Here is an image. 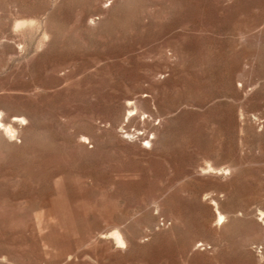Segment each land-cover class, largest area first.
<instances>
[{
    "label": "rangeland",
    "instance_id": "374dc122",
    "mask_svg": "<svg viewBox=\"0 0 264 264\" xmlns=\"http://www.w3.org/2000/svg\"><path fill=\"white\" fill-rule=\"evenodd\" d=\"M1 118L0 264H264V0H0Z\"/></svg>",
    "mask_w": 264,
    "mask_h": 264
},
{
    "label": "bare ground",
    "instance_id": "6f19581e",
    "mask_svg": "<svg viewBox=\"0 0 264 264\" xmlns=\"http://www.w3.org/2000/svg\"><path fill=\"white\" fill-rule=\"evenodd\" d=\"M132 102V101H131ZM127 103H129L128 105H130V102H127ZM133 104H134V102H133ZM132 103H131V105L132 106H137V102L135 103V105H133ZM141 104V103H140ZM139 104V105H140ZM130 106H128L127 108H129ZM138 107V106H137ZM142 109V108H141ZM138 111H140L138 108H133V109H129L128 110V114H127V118L128 119H131V118H133L135 115H137L138 114ZM143 112V111H142ZM141 112V113H142ZM144 113V112H143ZM143 115V114H142ZM146 115V114H145ZM144 115V116H145ZM139 116V115H138ZM147 117V116H146ZM20 118V117H19ZM25 118V117H24ZM23 117H22V121H25V119H24ZM143 118V117H142ZM127 120V119H126ZM143 120V119H142ZM16 121V120H15ZM15 121H14V123H15ZM17 122V121H16ZM7 123V122H6ZM19 123V122H18ZM18 123H16V125L18 124ZM21 123V122H20ZM19 123V124H20ZM24 125V124H23ZM18 126V125H17ZM0 127H2L3 129H2V132L3 133H1V130H0V133L2 134V137H3V139L4 138H6L7 137V140H9V139H11V138H13L14 136H16L15 134H16V132H19V131H17L16 129H15V127L13 126V124L12 125H10V124H5V123H3V120H2V118L0 119ZM18 128V127H17ZM137 132V131H136ZM138 134H139V132H137ZM136 133V134H137ZM127 134H129L130 135V133H127ZM141 134V133H140ZM6 137H5V136ZM130 136H132V135H130ZM1 137V136H0ZM17 137V136H16ZM9 138V139H8ZM88 138V137H87ZM133 138H134V136H133ZM2 139V138H1ZM89 139V138H88ZM151 141H149L148 142V144L150 143ZM91 144V143H90ZM151 145V144H150ZM211 166V165H210ZM209 166V167H210ZM214 168V167H213ZM211 170V169H210ZM215 170H216V168H215ZM217 171V170H216ZM227 171V170H226ZM214 205H215V207H216V211H217V214H218V220H219V222H222V221H227V220H225L226 219V215H224V214H222L220 211H219V209H218V204L216 203V202H214ZM220 224V223H219ZM224 224V223H223ZM118 230V229H117ZM115 238H116V240L117 241H119V242H122L123 241V238L121 237V235H119L118 233H116L115 234ZM114 238V239H115ZM125 238V237H124ZM124 242H125V239H124ZM117 243V242H116ZM118 248V247H117ZM120 248V247H119ZM122 249V248H121Z\"/></svg>",
    "mask_w": 264,
    "mask_h": 264
}]
</instances>
